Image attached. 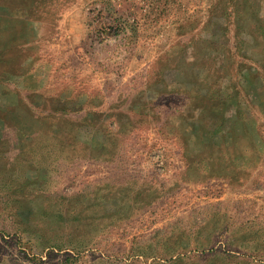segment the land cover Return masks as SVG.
<instances>
[{"label": "rangeland", "instance_id": "obj_1", "mask_svg": "<svg viewBox=\"0 0 264 264\" xmlns=\"http://www.w3.org/2000/svg\"><path fill=\"white\" fill-rule=\"evenodd\" d=\"M0 264H264V0H0Z\"/></svg>", "mask_w": 264, "mask_h": 264}]
</instances>
